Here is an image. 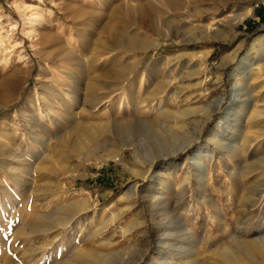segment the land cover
<instances>
[{
	"label": "rangeland",
	"instance_id": "obj_1",
	"mask_svg": "<svg viewBox=\"0 0 264 264\" xmlns=\"http://www.w3.org/2000/svg\"><path fill=\"white\" fill-rule=\"evenodd\" d=\"M168 238L166 264L235 238L264 264V0H0V264H161Z\"/></svg>",
	"mask_w": 264,
	"mask_h": 264
},
{
	"label": "bare ground",
	"instance_id": "obj_2",
	"mask_svg": "<svg viewBox=\"0 0 264 264\" xmlns=\"http://www.w3.org/2000/svg\"><path fill=\"white\" fill-rule=\"evenodd\" d=\"M220 21V20H219ZM259 44V45H257ZM257 45V46H256ZM261 50V52L263 51V48L261 46V43L259 42V39H254V41L250 44V46L248 47L247 49V56L243 57L237 64V67L236 69L230 73L229 77L230 79L236 74V72L240 71V69H243V67H245L246 65V61L248 60V55H250V53H252L254 50ZM234 56H230L228 55V57L225 59H223L225 61V63H227V60L229 59H233ZM16 81L15 80H8L7 82L4 83V86L6 88L9 89L8 93H7V96L10 98L11 95L14 93V90L16 88ZM230 93H231V101H230V105H236L237 103L239 102H242V101H246L248 102L247 100L245 99H241L240 97V93L239 91L237 90V86L236 84L235 85H232L230 87ZM3 96V95H2ZM5 98V97H4ZM224 100V96H222L216 103V107L220 106V104L222 103V101ZM6 101V99H5ZM121 104H119L120 106ZM53 118V117H52ZM56 117H54L53 119L55 120ZM37 127L40 126V124H36ZM43 125V124H42ZM134 125H143L145 126L146 125V122L142 121V120H137V119H134V118H131L130 120H127V121H115L114 122V130H121V131H128L132 126ZM101 128L103 127L102 125H100ZM99 126V128H100ZM85 127V126H84ZM97 127V126H96ZM103 129H107L106 127H103ZM88 130V129H87ZM97 130H100V129H97ZM102 130V129H101ZM44 131V130H43ZM103 131V130H102ZM8 132V131H7ZM108 132V131H107ZM106 132V133H107ZM4 134V132H3ZM6 134V133H5ZM4 134V135H5ZM9 134V133H8ZM3 135V136H4ZM89 138L91 140H93V142H96V144H98V136H96V132L94 129H89L88 130V134ZM5 136H8V135H5ZM74 136V135H73ZM35 137V136H34ZM98 138V139H97ZM247 138V137H246ZM77 139V138H76ZM87 141V140H86ZM87 145V144H86ZM139 144L135 142L134 139H124V140H121L118 142L117 144V147L119 148V150L123 149V148H126V147H134V146H138ZM99 146V145H98ZM97 147V146H96ZM138 150H136L135 154H134V162L137 164H139V154L141 153V150L139 147L137 148ZM12 152V151H11ZM17 156V154H16ZM14 156V157H16ZM155 156H153L151 159H154ZM116 159L118 161H121L122 160V155L121 154H118L116 155ZM5 167V166H4ZM131 171H133V168L131 169ZM170 180V179H169ZM159 200V199H158ZM157 200V201H158ZM76 202V201H75ZM74 204H71V206H74V207H78V208H81L83 209L84 206L86 205V201H83V202H77ZM156 206L158 204V202L156 203ZM212 204V203H211ZM210 204V206H211ZM213 205V204H212ZM73 207V208H74ZM159 207V206H158ZM75 209V208H74ZM161 212V211H160ZM218 212V211H217ZM222 213H220V210L219 212L217 213V218H221V215ZM223 217V216H222ZM228 228V227H227ZM226 227H224V229L222 230L223 231V235L227 234L228 232V229ZM174 229V228H173ZM32 232V231H31ZM189 234V233H188ZM187 233H185V236L183 238V240H186L189 235ZM192 236H190L191 238ZM238 237V236H236ZM189 240V239H188ZM193 243V242H192ZM196 243V242H195ZM233 247L230 249H226L224 248H218L216 251H214V261L216 264H244L243 261H242V256L243 255H248L251 257V260H253V256H254V246L253 244L248 241V240H240V239H236L234 240L233 242ZM197 244V243H196ZM10 245V244H9ZM195 245V244H194ZM181 247V246H180ZM158 248H159V251L161 252L162 254V259L160 261L161 264H166V263H173L174 262V258L172 256V253H171V250L173 249L175 254L177 255H181V260L182 261H189L190 259V256H191V251H188V249L186 248H178L176 247L175 244L171 243L170 241V238L168 239H159L158 241ZM7 249V248H6ZM14 249V248H13ZM8 250V249H7ZM167 250H170V254L168 253ZM177 251V252H176ZM6 252V251H5ZM10 252V251H9ZM30 252L29 251H25V254H27ZM32 253V252H31ZM213 253V251H212ZM6 254V253H5ZM8 254V253H7ZM11 254V253H10ZM28 254V255H29ZM4 255V254H3ZM102 257V254L100 253V251H95V250H88V249H84L81 251V255H78L76 254V258H74L73 260H71L68 264H95L97 261L100 260V258ZM1 258V257H0ZM11 257H6L4 255V261L5 263L4 264H15V262H12ZM185 264V263H184Z\"/></svg>",
	"mask_w": 264,
	"mask_h": 264
}]
</instances>
